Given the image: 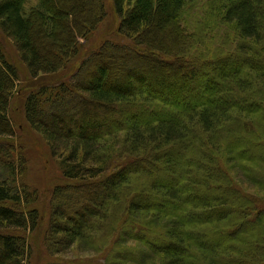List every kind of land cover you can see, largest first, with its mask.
Wrapping results in <instances>:
<instances>
[{
	"label": "trees",
	"instance_id": "trees-1",
	"mask_svg": "<svg viewBox=\"0 0 264 264\" xmlns=\"http://www.w3.org/2000/svg\"><path fill=\"white\" fill-rule=\"evenodd\" d=\"M56 1L66 5L64 10L54 7ZM199 1L113 0L121 16L119 32L132 45L107 41L80 62L69 81L38 84L27 94L26 120L60 160L65 179L52 188L42 227L47 256L77 249L106 252V264H196L207 253L190 234L214 227L192 230L188 218L196 214L206 225L207 218L231 208L226 199L232 196L237 209L250 208L248 226L240 231L227 216L221 241L230 231L232 242L241 243L238 251L260 245L252 257L264 259V207L231 180L239 162L247 175L264 164L238 157L230 138V153L210 149L216 131L208 133L224 126L223 133L235 129L240 146L243 133L264 136V0L212 1L217 20L227 27L234 23L240 37L233 52L213 59L192 57L200 30L191 33L181 22L183 10ZM29 2L0 0V30L13 41L32 79L57 74L75 61L80 40L106 16L104 0H89L86 7L81 0H38L27 11ZM18 80V69L0 41V141L10 139L0 145V169L8 173L0 180V264H25L31 252L27 233L41 228L34 192L15 183L19 169L11 138L17 131L9 110ZM205 93L211 101L200 99ZM126 107H137L134 115L143 118L121 120ZM243 114L259 118L250 124ZM203 178L206 185L196 187V198L204 202L195 209L187 188ZM223 179L230 185L219 183ZM224 189L231 192L225 200H207ZM118 209L123 214L119 223L111 218ZM107 222L111 229L100 237ZM238 251L225 250L244 256Z\"/></svg>",
	"mask_w": 264,
	"mask_h": 264
},
{
	"label": "rangeland",
	"instance_id": "rangeland-1",
	"mask_svg": "<svg viewBox=\"0 0 264 264\" xmlns=\"http://www.w3.org/2000/svg\"><path fill=\"white\" fill-rule=\"evenodd\" d=\"M81 1L84 7L89 4V0ZM212 1L213 0H200L198 3L188 6L181 14L182 25L189 32L193 33L196 30H200L197 32L196 36L198 40H195V43L192 47V57L194 56L201 59H213L211 58L212 56H215L214 58L225 56L226 54L233 52L240 42V37L234 23L232 26L230 24L227 27L224 26L222 22L217 20V12H213L215 8L212 6ZM69 3L72 5L71 2ZM104 3L106 10V16L104 20L100 22L96 29L91 31L89 35L80 40L81 46L77 59L75 61L69 62L65 68L57 74L54 73L42 75L38 78L32 79L27 72L25 64L22 62L19 53L13 44V41L7 38L0 30V41L3 44L7 58L13 63L14 66H16L19 72V80L17 81L15 91L13 92L11 107L9 110L10 118L12 119L14 128L17 131L16 136L11 138V144L13 147L12 153L15 155L16 160H18V165L16 164V170L19 169V175L17 176L18 179L15 183L27 185L34 192L35 206L38 207L41 212V228H39L33 234L27 233V237L30 241L31 252L26 259L25 264H106L107 258L106 252L104 251L98 253L92 251L81 253L77 249H73L69 253H64L63 255H58L57 257H49L45 253L43 248L42 227H44L48 216L50 193L55 185L65 182V179H63L62 176L60 160L51 154L46 141L30 127L25 116V98L29 92H31L33 89H36L38 84H42L41 86H49L54 85L59 81H69L72 75L78 69L80 62L91 52L99 49L100 46L107 41L123 43L127 46L132 45V39L130 40L124 37L119 32L121 16L116 11L113 0H104ZM36 6H38V0H30L26 6V10L30 11L32 7ZM54 7L56 9L64 10L66 5L60 1H56ZM146 63L148 64L149 62L147 61ZM262 82H264V76L262 77ZM207 85L210 86L211 82H207ZM200 99H204L203 102H206L209 99L211 101V98L206 93L204 96L200 97ZM173 101L176 102L177 100ZM183 102L185 101L183 100ZM177 103L179 105L182 104L181 100L177 101ZM94 110L99 111L98 108ZM136 110L137 107H126L124 109L121 108V120L124 118V120H126L131 117V119L134 121L141 120L143 118L142 115H134ZM254 115L256 116L243 114L242 116L247 117L243 121L249 122L250 124L256 123V120L259 117L257 114ZM224 117L227 118V116ZM226 121H228V118ZM223 125H225V122ZM225 127L226 126L220 127L218 129L214 128L213 132H208L214 134L216 131L214 136L212 134L214 142L213 145L209 147L210 149L214 150L221 147V150H219L222 153H230V138L231 141L234 140L235 142L234 151L237 153L238 157L254 159L259 165L264 164V136L257 137L255 136V133H243L244 137L242 138L243 141H241L242 144L240 146V143L237 140L238 138H241L240 133H238V135L237 132L234 133L235 129L223 133V129ZM262 131L264 133V130ZM9 140L10 139H3L0 141V145L2 146L4 144V146H6L7 141L9 142ZM193 141L194 146L198 147V139H193ZM237 155H235V157H237ZM235 163H237L236 160L233 161V164ZM243 163L244 162H239L238 166L235 164L234 171H232L231 180L232 182L234 181V187L240 190L239 192H241V194L256 200L258 207H264V200H261L262 198L264 199V167H258L257 170H255L257 173L252 172L251 175H247L241 171L243 168ZM218 177L219 176L217 175L215 179H218ZM7 178L8 173L3 169H0V180L5 181ZM141 183L142 182H140V184ZM219 183L230 185L226 179L220 180ZM258 183L262 184L263 189H260ZM198 185L201 187L206 185V179L203 178L197 180L193 184H189L187 188L192 189L190 193L194 195V199H191V201L194 204L195 209H201L204 202V197L196 198V195H199L200 192L196 188ZM139 188L140 187L134 185V189L136 191H139ZM224 191L225 192H222L220 195H213L210 193L215 197L207 200L212 201L213 203H218L225 200L226 195H230L231 192L229 190L226 191L225 189ZM128 193L129 192H124L123 194L126 195ZM203 193H205V191ZM233 194L236 195V193ZM226 200L230 202L231 208L225 210L221 217L216 216L207 218L210 223L206 225L202 224V221H204L203 218L198 217L196 214H192L188 218V224L191 226L192 230H195V227L196 229H204L209 226L214 227V230L201 233L199 231H195L190 234V238L194 239L200 246H202L205 253H207V256H201L202 260L196 264H260L258 260L263 262L264 259L252 257V254H255L254 250L260 245H257L254 248L246 246L245 250H242L241 253L238 251V247L241 245V243L232 242L234 240L230 238H234L235 236L232 235L230 231L227 232L225 238H223L221 241L222 234L226 231V228H223V225L226 223L224 219L227 216H229L228 221H233V223H236L240 231H246L248 225H246L245 218L247 213L251 212L250 208H246L247 204L242 207L240 206L237 209L236 206L232 204V196ZM8 204L12 205L10 203ZM162 207L167 210H174V212L178 211V209L175 211L174 208H167L165 205ZM113 212L115 214L111 218L113 220L116 219L119 223L120 219L123 218L122 210L118 209L117 211L114 210ZM157 216L163 217V215L159 214ZM223 220L224 222H221ZM105 224H107V226L100 237L106 236L111 229L109 222ZM113 230L110 231V233H112ZM202 235L206 236L202 239ZM238 239L241 240L240 238ZM243 243H245V241H243ZM212 247L216 248L210 249ZM224 249L229 251H238V254H242L244 256H237L235 253L225 252ZM260 249L264 250V247H260ZM261 250L257 253L260 254Z\"/></svg>",
	"mask_w": 264,
	"mask_h": 264
},
{
	"label": "bare ground",
	"instance_id": "bare-ground-1",
	"mask_svg": "<svg viewBox=\"0 0 264 264\" xmlns=\"http://www.w3.org/2000/svg\"><path fill=\"white\" fill-rule=\"evenodd\" d=\"M15 136H16V133H15ZM147 261H148V259H144V260H142L141 262H142V263H145V262H147ZM119 264H125V263L122 262V261H120Z\"/></svg>",
	"mask_w": 264,
	"mask_h": 264
}]
</instances>
